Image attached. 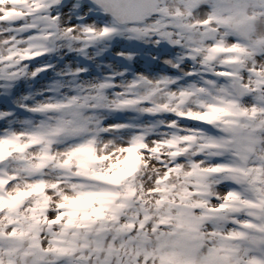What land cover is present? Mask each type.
Masks as SVG:
<instances>
[{"label": "snow or ice", "instance_id": "1", "mask_svg": "<svg viewBox=\"0 0 264 264\" xmlns=\"http://www.w3.org/2000/svg\"><path fill=\"white\" fill-rule=\"evenodd\" d=\"M0 264H264V0H0Z\"/></svg>", "mask_w": 264, "mask_h": 264}]
</instances>
